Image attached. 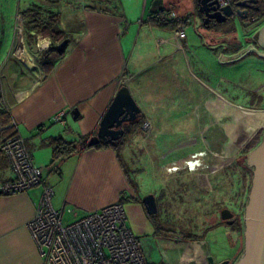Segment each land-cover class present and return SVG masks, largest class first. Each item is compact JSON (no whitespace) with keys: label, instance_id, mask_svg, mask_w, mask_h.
I'll return each mask as SVG.
<instances>
[{"label":"crops","instance_id":"obj_1","mask_svg":"<svg viewBox=\"0 0 264 264\" xmlns=\"http://www.w3.org/2000/svg\"><path fill=\"white\" fill-rule=\"evenodd\" d=\"M109 1L0 0V109L3 111H0V121L4 128L9 127L12 119L17 122L35 165L42 169L44 182L53 190L52 205L61 211L64 223L72 220L70 208L77 209L82 215L107 204L121 202L127 215V224L139 240L147 264H203L194 241L171 232L163 225L162 228L155 227L143 204V196L138 191V182L130 177L123 160L127 159L125 157L132 159L136 153L128 149L127 142L117 150L111 147L85 149L53 163L50 142L55 138L78 141L95 134L102 115L117 89L123 85L122 77L130 74L133 78L127 86L140 107L142 119V131L133 139L145 134L142 125L148 121L151 131L145 139L151 144L153 155H167L173 161L189 159L191 155L188 153L206 149L198 148L197 144H207L208 141L201 137L203 130L198 132L200 137L194 135L180 144L171 140V121H161L157 109L146 108L156 95L155 88L158 85L154 76L160 71V68L152 71L150 68H154L153 64L165 61L170 74L174 71L170 66L177 61L187 64L189 75L200 80L201 87L205 89L204 99L191 102V106L194 104L191 109L194 112L192 120L177 127H215L216 134L222 136L224 115L217 116L218 111L224 113V107L220 108L222 100L225 107L230 108V114L240 109L253 110L227 99L220 91L216 90L215 96L208 95V84L196 71L216 75L212 74L211 67L215 64L219 50L224 51L221 53L223 57L227 56L226 62L233 58L240 59L241 54L250 53H242L247 42L257 37L254 33L246 34L247 42H244L243 35L240 38L237 32L223 33L225 30L212 28L214 24L205 26L197 11L196 0H142L141 12L130 13L129 16L126 9L120 11L115 6H105ZM33 3L44 4L59 13L60 27L67 34L64 52L47 74L36 63L26 42L24 44V19L21 12ZM161 9H172L182 17L185 38L176 39L175 21L161 23L153 17ZM129 19L132 22H127ZM237 19L244 24V18ZM18 25L22 26L21 34L16 28ZM262 26L264 16L257 24L258 31ZM206 29H210L209 34ZM143 33L150 34L151 42L157 48V57L145 63L141 61L143 54L137 51ZM146 39H141L142 45ZM50 46L51 41L40 35L32 42L34 51H43ZM259 56H264V53H259ZM250 59L244 56L232 61L233 65L238 66L246 63V67L238 73L248 75L250 66L254 67ZM256 64L264 67V61L260 59ZM262 72L264 69H261ZM166 85L167 81L160 83V87ZM63 108H70L65 116V125L53 122L52 117ZM73 110H77L75 117ZM210 111L215 114L211 115L215 124H208L204 119ZM253 122L256 123L253 129H257L264 124V117H254ZM218 129H221L220 133ZM183 144L189 146L176 150V146ZM238 151L240 148L235 152ZM222 166L211 163L210 168L214 172ZM11 178L13 172L9 162L0 153V180ZM157 191L159 189L153 193ZM40 194L41 186L8 195L0 194V264H43V257L28 229ZM233 255L234 252H231V258ZM236 261L230 260L229 264H235Z\"/></svg>","mask_w":264,"mask_h":264},{"label":"rangeland","instance_id":"obj_2","mask_svg":"<svg viewBox=\"0 0 264 264\" xmlns=\"http://www.w3.org/2000/svg\"><path fill=\"white\" fill-rule=\"evenodd\" d=\"M142 2V0H110L105 6H115L120 11L126 9L129 16L130 13L141 12ZM129 20L127 22H132ZM212 28L225 30L223 33L229 32V34L230 31L237 32L240 38L243 35L244 40L247 39L245 36L247 33L244 31L245 25L236 17L229 18ZM209 30L206 29L207 34L210 33ZM142 38H147L144 45L141 43ZM151 39L150 34L143 33L140 36L137 51L143 54L141 57L143 63L157 57V48ZM16 47L17 44L13 50ZM25 48H27L26 45ZM248 50L251 48L247 46L246 51ZM222 52L224 51L217 52L215 64L211 67L212 74L216 75H206L198 71L196 74L208 84V95L214 94L215 96V91H220L227 99L247 105L249 107L246 109L253 111L240 109L239 112H231V114L225 109H223L224 113L218 111L217 116L224 115V134L222 136L216 134L217 128L215 127L206 129L179 128L178 124L192 120L194 112L191 109L194 104L191 106V102L204 99L205 89L201 87L200 80L189 75L187 64L183 62L177 61L173 66L169 65L170 69L173 67L174 70L170 74L165 61L153 64L154 68H150V71L160 68V71L154 76L158 86L155 88L156 95L146 108L157 109L161 121L166 119L171 121L170 131L173 135L171 140L176 144L183 143L181 141L188 140L194 135L200 137L198 132L203 130L201 137L206 138L208 143L197 144V146L202 149L206 148V155H202V158L199 157V166L192 171L188 170L184 159L173 161L168 159L167 155H153L151 144L145 139L146 134L151 131L150 128H147L142 137L127 142L128 149L136 153L132 159L128 160V157H125L127 161L123 160L130 177L137 180V188L142 196L159 189L153 194L157 195H155L156 215L160 225L162 224L175 234H193L198 238H205L215 261L229 259L231 252H234L235 255L232 257L234 259L231 258L233 262L238 259L244 249V236L241 229H244L243 212L247 203L251 171L249 168H244L243 162L247 153L253 149L251 147H255L258 137L264 133V126L253 129L256 125L253 122L254 117L257 118L259 115L264 117V111L260 112V110H264V107L260 106L264 105V72L261 73L256 64L259 57L254 52L243 55V57L252 58L250 62L254 64V67L250 64V71L246 76L238 73L246 67V63H240L239 66L233 65L232 61L241 58H233L230 62H226L227 56L223 57ZM177 57H179L178 54ZM163 81H167L166 87H160V83ZM251 106L255 107L250 108ZM210 112H207V117L204 119L208 124H215L214 118L211 116L213 112ZM230 122L233 123L230 124ZM248 127L251 128L249 131ZM220 130L218 129L219 133ZM242 130L248 131L247 134H244ZM252 130L253 132L250 133ZM229 139L231 140L229 141ZM185 146H189V144L176 146V150ZM192 147L195 145L192 144ZM238 148L240 151L235 152ZM211 163L223 164V166L219 171L212 172ZM172 167H176L175 170H171ZM225 207L231 208L236 213L239 219V229L238 225L236 226L237 222L228 225L220 221V210Z\"/></svg>","mask_w":264,"mask_h":264},{"label":"built area","instance_id":"obj_3","mask_svg":"<svg viewBox=\"0 0 264 264\" xmlns=\"http://www.w3.org/2000/svg\"><path fill=\"white\" fill-rule=\"evenodd\" d=\"M234 1L237 0H219V3L226 5ZM153 17L159 21H175L176 39L185 38L183 19L174 10L161 9ZM256 21L253 17L245 19V29L250 31L257 27ZM16 28L21 34L22 26ZM132 78L133 75H124L121 83L128 85ZM69 111L70 108L61 109L52 121L65 125V116ZM149 125L148 121H144L142 128L146 130ZM9 126L16 132L1 141L4 127L0 124V152L7 158L13 178L0 180V194L8 195L41 186L36 212L28 222V229L43 257V264H147L140 242L127 224L121 202L110 203L82 215L77 209L70 208L72 220L64 223L61 211L52 205L53 190L44 182L42 169L35 165L17 122L12 119ZM197 154L195 152L184 160L189 171L199 166L200 156Z\"/></svg>","mask_w":264,"mask_h":264},{"label":"water","instance_id":"obj_4","mask_svg":"<svg viewBox=\"0 0 264 264\" xmlns=\"http://www.w3.org/2000/svg\"><path fill=\"white\" fill-rule=\"evenodd\" d=\"M257 0H237L226 5H220L219 0H196L197 11L205 26L210 23L216 25L227 19L246 18L247 8ZM258 34L264 35V26ZM60 47V45H59ZM77 114V110L72 112ZM140 114V107L133 98L127 85H121L106 111L102 115L95 134L91 135L86 146L91 147L100 141L117 142L124 133L123 124L133 121ZM246 163L253 167L251 184L248 191L247 203L243 212L244 249L235 264H264V133L259 143L246 155ZM143 204L148 213L157 212L156 198L153 193L142 197ZM221 220L233 223V212L225 207L219 213ZM202 258L203 264H228L225 259L219 263L209 253L208 242L203 239L194 241Z\"/></svg>","mask_w":264,"mask_h":264},{"label":"trees","instance_id":"obj_5","mask_svg":"<svg viewBox=\"0 0 264 264\" xmlns=\"http://www.w3.org/2000/svg\"><path fill=\"white\" fill-rule=\"evenodd\" d=\"M21 15L24 19L23 26H24V36H25L26 45L34 55L36 63L47 74L54 68L56 62L62 56L67 44V39H66L67 34L60 27L59 13L53 12L48 7L41 5L39 3H33L30 7L23 10L21 12ZM252 16H256V17L264 16V4H262L257 9L253 10L250 13V17ZM160 22L167 23V21H160ZM38 35L47 38L51 41V46L48 49L43 51H34V49L32 48V42L37 38ZM0 111L2 110L0 109ZM141 123H142V119H141V115H139L133 121L123 124L122 127L124 129V133L117 142L100 141L91 147L86 146V142L88 138H80L78 141H64L60 138L52 139L50 142L52 147L51 163L62 160L73 153L85 149L111 147L117 150L119 149V146L132 140L137 134L141 133L142 131L140 128ZM0 124L2 127H4L1 121ZM15 132L16 131L13 127L9 126L8 128H3L1 132V141H4L6 138L13 135ZM243 166L245 169L249 168L251 171L250 173V184H251L253 167L247 166L246 157L244 159ZM156 213H149V216L151 217L152 221H154V225L156 228H162V224L160 225V221ZM183 236L192 241L199 239L193 234H188V235L186 234Z\"/></svg>","mask_w":264,"mask_h":264},{"label":"flooded vegetation","instance_id":"obj_6","mask_svg":"<svg viewBox=\"0 0 264 264\" xmlns=\"http://www.w3.org/2000/svg\"><path fill=\"white\" fill-rule=\"evenodd\" d=\"M262 4H264V0H257V2L256 3H251L250 4V6L247 8V15H246V18H244V19H247V18H250V13L253 11V10H255V9H257L258 7H260ZM253 18H256L257 19V21H256V26H257V24L260 22V18L261 17H256V16H252ZM210 24H212V23H210ZM247 34H249V33H251V34H253L254 33V35H255V37H257L255 40L254 39H250L248 42H247V40H244V42H247V45L245 46V48L243 49V51H242V53L244 54L245 52L246 53H248L249 51H250V53H252V52H254V54H258L257 56L259 57V59H260V61H264V56H262V57H260L259 56V53H264V35H262V34H258V27H254L252 30H250V31H248V30H244ZM231 33H232V31H230ZM249 45V46H248ZM251 45V46H250ZM250 47L251 48V50H248V51H246V47ZM243 56H242V54L240 55V58H242ZM259 69L261 70V69H264V67H259ZM261 107H264V105H260ZM140 115V114H139ZM138 115V116H139ZM137 116V117H138ZM261 126H264V124H261L257 129H259ZM261 140V136L260 137H258V141L255 143L256 145L259 143V141ZM255 145V146H256ZM199 152H201V153H199ZM199 152H196V153H198L197 155H206V151L204 150V151H199ZM155 198H156V196H155ZM232 212H233V223H231V224H234V223H236V226L238 225V229H239V219H238V217L236 216V213L234 212V210H232L231 208H229ZM220 221L221 222H223V223H225V224H228L227 223V220H221L220 219ZM231 224H228V225H231ZM243 230V229H242ZM240 231V230H239ZM199 239H202V238H199ZM239 258V257H238ZM223 260H225V259H223ZM223 260H220V261H215L214 260V262L215 263H219V262H221V261H223ZM229 260V263H230V258L228 259ZM228 263V264H229Z\"/></svg>","mask_w":264,"mask_h":264},{"label":"bare ground","instance_id":"obj_7","mask_svg":"<svg viewBox=\"0 0 264 264\" xmlns=\"http://www.w3.org/2000/svg\"><path fill=\"white\" fill-rule=\"evenodd\" d=\"M22 45H23V44H22ZM18 47H19V46H18ZM23 48H24V47H23ZM22 51H23V50H22ZM24 53H25V52H24ZM220 100H221V99H220ZM220 103H221L220 107H222V108L224 107L223 109H225V111H228V112L230 113V108H227V106L225 107V105H226L225 102L222 100ZM222 104H223V105H222ZM225 124H227V123H225ZM248 124H249V123H248ZM228 125H229V124H228ZM230 128H231V127H230ZM249 129H251V128L248 127V131H249ZM248 131H247V132H248ZM240 132H241V131H240ZM242 132H243L244 134H247V132H245V131H243V130H242ZM235 139H237V138H235ZM238 140H239V139H238Z\"/></svg>","mask_w":264,"mask_h":264},{"label":"clouds","instance_id":"obj_8","mask_svg":"<svg viewBox=\"0 0 264 264\" xmlns=\"http://www.w3.org/2000/svg\"><path fill=\"white\" fill-rule=\"evenodd\" d=\"M200 156V158H202V155H199Z\"/></svg>","mask_w":264,"mask_h":264}]
</instances>
